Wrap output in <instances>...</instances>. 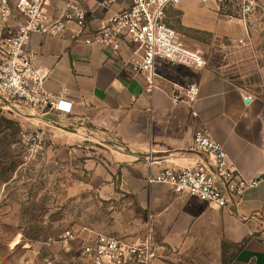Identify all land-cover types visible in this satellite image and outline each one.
Wrapping results in <instances>:
<instances>
[{"label":"crops","instance_id":"0c3cea01","mask_svg":"<svg viewBox=\"0 0 264 264\" xmlns=\"http://www.w3.org/2000/svg\"><path fill=\"white\" fill-rule=\"evenodd\" d=\"M65 1L47 0L46 12L58 17ZM259 2L264 6V0ZM81 3L87 13L82 36L72 38L75 29L70 27L61 37L34 34L30 41L36 67L47 72L45 89L63 95L78 113L25 110L17 116L10 111L24 129L46 132L38 159L64 177L59 198L68 201L90 194L99 204H110L111 210L124 209V231L140 236L153 232L160 247L155 264H264V90L254 94L207 69L161 64L159 89L149 93L126 64L134 46H122L115 53L85 43L130 0ZM176 11L180 30L231 42H246L252 34L246 21L224 18L214 0H182L168 15ZM20 21L15 15L10 26ZM172 24L176 29V22ZM7 32L0 24V38ZM188 82L199 84L198 98L193 105H173V84ZM197 128L223 146L238 173L258 180L225 210L148 182L164 168L213 162L194 150Z\"/></svg>","mask_w":264,"mask_h":264},{"label":"built area","instance_id":"2783aa9c","mask_svg":"<svg viewBox=\"0 0 264 264\" xmlns=\"http://www.w3.org/2000/svg\"><path fill=\"white\" fill-rule=\"evenodd\" d=\"M181 1L130 0L126 9L113 14L100 25L93 38H85V43L115 53H119L122 46H134L126 64L135 76L143 80L145 90L151 93L159 89L161 76L158 68L161 64L197 70L206 66L205 58L189 49L181 35L168 23L169 10L176 8ZM200 1L205 3L208 0ZM214 1L227 20L245 22L250 16L259 15L264 21V6L259 0ZM46 2L17 0L12 3L11 0H0V24L8 30L0 38V114L5 109L16 111L17 116L25 110L42 114L78 113L74 104L63 95L52 94L45 89L47 72L36 67V55L30 48V41L34 34L61 37L70 27L75 29L72 38L82 36L87 28V13L81 0H66L60 15L54 18L46 12ZM233 7L237 9V15L232 13ZM15 15L21 21L12 27ZM238 43L246 44L241 40ZM173 86L176 88L170 95L173 105H193L198 98L197 82ZM192 115L196 116V112L193 111ZM19 137L24 146L23 163L35 162L43 152L46 132L42 129H23ZM193 147L200 154L211 156L213 162L200 161L179 170L164 168L148 182L169 186L179 195H194L212 208L224 210L231 200L240 198L248 188L258 184V180H247L238 173L230 164L223 146L202 128L194 132ZM258 233V230L254 232ZM57 240L65 252L70 251L71 243L80 240L78 258L84 264H155L160 258V247L150 230L134 240H127L106 234L84 238L67 229ZM43 262L52 264L51 256L44 257Z\"/></svg>","mask_w":264,"mask_h":264},{"label":"rangeland","instance_id":"374dc122","mask_svg":"<svg viewBox=\"0 0 264 264\" xmlns=\"http://www.w3.org/2000/svg\"><path fill=\"white\" fill-rule=\"evenodd\" d=\"M232 13L237 15V9L233 7ZM246 22L252 34L247 45H241L204 32L180 30L177 11L168 15V23L185 45L205 58L204 69L256 94L264 90V21L254 15ZM17 118L10 111L0 115V264H46V256H51L52 264H84L78 258L80 240L70 244L69 252L57 242L67 229L84 238L106 234L133 240L141 235L124 231L128 223L124 209L111 210L110 204H99L90 194L62 201L64 177L58 171L39 159L23 163L19 133L24 127Z\"/></svg>","mask_w":264,"mask_h":264},{"label":"trees","instance_id":"16d2710c","mask_svg":"<svg viewBox=\"0 0 264 264\" xmlns=\"http://www.w3.org/2000/svg\"><path fill=\"white\" fill-rule=\"evenodd\" d=\"M223 248H225V244H223Z\"/></svg>","mask_w":264,"mask_h":264}]
</instances>
